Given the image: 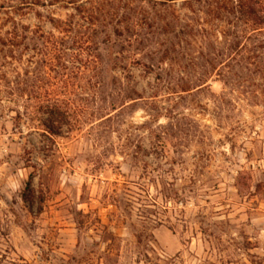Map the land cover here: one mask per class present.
<instances>
[{"label": "rangeland", "instance_id": "rangeland-1", "mask_svg": "<svg viewBox=\"0 0 264 264\" xmlns=\"http://www.w3.org/2000/svg\"><path fill=\"white\" fill-rule=\"evenodd\" d=\"M237 2L0 0V264H264V25Z\"/></svg>", "mask_w": 264, "mask_h": 264}, {"label": "trees", "instance_id": "trees-1", "mask_svg": "<svg viewBox=\"0 0 264 264\" xmlns=\"http://www.w3.org/2000/svg\"><path fill=\"white\" fill-rule=\"evenodd\" d=\"M218 3H222V1L227 2L229 0H215ZM239 8V12L247 18L249 21H251L255 26L264 25V0H238L237 5L232 7V11L236 10V8ZM11 40L10 42H12ZM13 44L14 43H10ZM27 84V83H26ZM34 86H31V90L29 92H35L33 90ZM21 87L17 86L16 90H20ZM24 89V88H22ZM7 90H3V92H6ZM141 98V97H138ZM37 107V106H36ZM37 112V109H36ZM45 112L48 116H51V127L50 131L52 132L56 128V124L64 125V120L61 118V116H68V112L66 110H63L61 106L58 104H49L46 106ZM18 113L21 114V112L18 110ZM54 135H58L57 132H53ZM33 176H31L30 182L28 183V187H30V184L32 182Z\"/></svg>", "mask_w": 264, "mask_h": 264}]
</instances>
